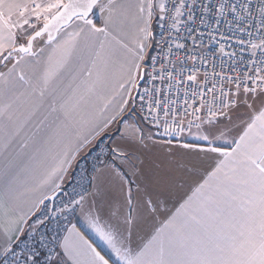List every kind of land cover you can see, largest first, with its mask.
Instances as JSON below:
<instances>
[{
    "label": "snow or ice",
    "instance_id": "obj_1",
    "mask_svg": "<svg viewBox=\"0 0 264 264\" xmlns=\"http://www.w3.org/2000/svg\"><path fill=\"white\" fill-rule=\"evenodd\" d=\"M0 264H264V0H0Z\"/></svg>",
    "mask_w": 264,
    "mask_h": 264
},
{
    "label": "crops",
    "instance_id": "obj_2",
    "mask_svg": "<svg viewBox=\"0 0 264 264\" xmlns=\"http://www.w3.org/2000/svg\"><path fill=\"white\" fill-rule=\"evenodd\" d=\"M142 158L145 160V168L146 171L156 174L161 169H158L156 166L163 165L166 163L165 157L163 153L158 151H146L143 153ZM207 165H201L200 166V173L202 174L203 168H205ZM76 166H74L75 169ZM74 172V171H73ZM72 172V174H73ZM183 179V187L174 190V195L171 196L168 200V207L171 210H174L176 206H178L179 201L182 197L186 196L187 194H190V189L193 186V184L199 179V174L195 176L190 175H182ZM69 181H66L68 183ZM65 183V184H66ZM115 205H123V197L120 194L119 190L116 188L111 187L110 185L105 187V194L100 200H98V206L101 207V215L103 218H108L109 210L115 206ZM77 223V226L86 234V237L94 243V246H97L98 250L102 251V254H110L109 250L106 248V246L103 245V243L95 236L94 233H92L84 224L82 221H80L79 214H77V217L75 219V222ZM148 231H150V225L138 230L136 241L137 243L140 242L141 239L146 237ZM114 259V258H113Z\"/></svg>",
    "mask_w": 264,
    "mask_h": 264
},
{
    "label": "built area",
    "instance_id": "obj_3",
    "mask_svg": "<svg viewBox=\"0 0 264 264\" xmlns=\"http://www.w3.org/2000/svg\"><path fill=\"white\" fill-rule=\"evenodd\" d=\"M253 3L254 4H257L259 3V0H253ZM92 160H88L83 166L87 169V171L85 173H83V181H82V185L83 187L85 188H88L89 190H91V186H90V180H91V173H92V168H91V165H92ZM72 179L71 181H69L68 183L65 184V187H66V190L68 192H71L72 191V188L73 187H76L77 191H80L82 190V187L81 185H77L76 181L77 179H80L81 178V171H80V168L79 167H75L74 169V172L72 174ZM67 199V197H65L63 194H61L60 196L57 197V200L56 201H53V202H46L48 207L49 208H52V207H59L61 205V203L63 201H65ZM78 214V213H77ZM77 214L75 217H70V219H72V222L74 223L75 222V219L77 217ZM66 223V221H65Z\"/></svg>",
    "mask_w": 264,
    "mask_h": 264
}]
</instances>
